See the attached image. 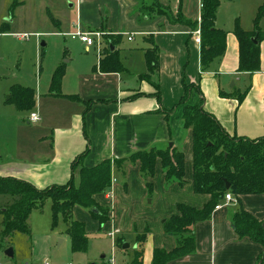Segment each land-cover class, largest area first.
I'll return each instance as SVG.
<instances>
[{
	"label": "crops",
	"instance_id": "obj_1",
	"mask_svg": "<svg viewBox=\"0 0 264 264\" xmlns=\"http://www.w3.org/2000/svg\"><path fill=\"white\" fill-rule=\"evenodd\" d=\"M158 1L173 15L180 14L184 19L198 22L200 20L201 0ZM116 2L124 19L118 29L116 25H107V16H100V26L96 29L88 27L84 30L81 24L80 29L102 31L105 35H118L121 38L120 33H124L129 41L138 36L136 45L129 46L125 53L117 47L120 42L114 46L123 70L101 72L98 66L102 55H97V61L76 72L66 88L61 86L63 90H59L60 95L48 92L47 97L55 100L60 97L62 101L78 105V110L38 112L43 117V124L38 127L42 130L40 135L29 142V146L34 147H23L26 143L16 144L14 147L21 156L32 155V159L1 161L0 177L21 179L43 189L65 184L71 176L72 161L85 152L87 147L88 152L83 155L82 164L90 167L104 159L125 157L138 150L163 148L170 143L182 149L185 144L186 189L191 191L187 198L194 200L196 196L197 203L175 198L159 215L142 213L141 222L137 225L139 220L136 222L135 217H128L127 221L123 217L121 203L127 200L125 191L116 186L117 179L110 190L111 200L105 198V195L96 197L99 205H111L110 221L107 222V228L103 225L106 228L104 230L113 233V238L117 234H126L128 237L132 232L136 248L142 250V264H151L154 250L170 251L177 243L175 237L164 234V217L175 214L178 203H187L200 209L209 198L194 194L192 189L191 130L184 125V109L201 102L203 109L212 114L230 135L250 140L264 138V16L258 22L259 36L262 35L258 42L259 69L248 73L238 70L239 45L232 30L236 21L243 30H254L255 14L251 21L244 22L239 19L240 15L237 18L232 13V19L228 22V16L221 18L219 14L223 2L221 0L214 24L227 32L225 50L222 56L202 68L200 41L195 40L197 31L200 37L198 25L192 31L181 23L183 18L179 22H172L166 16L147 19L141 15L142 0ZM149 3L150 0H147V4ZM250 10L246 5L241 14ZM102 39L105 41L104 35ZM154 45L157 48V67L149 73L147 56L152 53ZM85 48L87 49L86 46ZM145 74H149L147 79L143 78ZM183 83L191 84L194 88L190 89L187 101L180 104ZM47 115L52 117L50 122L56 124L46 125ZM240 206L258 221L264 222V192L242 195ZM80 208L76 206L73 213L81 212ZM238 208L239 204L235 199L229 202L223 200L208 221L195 225L194 252L167 264H264V260L258 263L264 251L263 245L247 237L239 238L232 226V215ZM136 231L147 233L140 245L135 242ZM131 260L124 263L112 260V264H129Z\"/></svg>",
	"mask_w": 264,
	"mask_h": 264
},
{
	"label": "trees",
	"instance_id": "obj_2",
	"mask_svg": "<svg viewBox=\"0 0 264 264\" xmlns=\"http://www.w3.org/2000/svg\"><path fill=\"white\" fill-rule=\"evenodd\" d=\"M221 0H201L200 20L184 19L178 14L185 26L194 31L197 25L200 29V64L204 68L212 60L223 55L226 34L215 26V17ZM141 15L154 18L158 15L170 16L169 10L158 0H150L149 4L141 3ZM264 16V3L258 6L255 16V28L246 31L239 27L236 21L232 30L239 45V67L241 72H254L259 69V43L251 40L256 36L259 42L258 22ZM105 37L107 49L101 53L99 70L101 72H120L123 70L117 55L113 39L120 42L118 35ZM113 38V39H112ZM148 71L157 67V48L154 45L152 53L147 56ZM64 74L63 65H58L51 77L48 92L60 95V84ZM149 74L143 78L147 79ZM191 84L183 83V95L180 104L187 101ZM29 92L26 94V92ZM16 106L20 110H32L35 106V95L29 88H18L12 91ZM28 96V97H27ZM243 94L239 97L241 98ZM157 97L160 99L159 94ZM182 119L184 125L191 130L192 146V189L195 194L208 196L207 202L198 209L185 203H178L177 212L162 222L165 235L176 238V246L166 251L156 249L153 252L151 264H167L168 262L190 255L195 250L194 227L197 223L208 221L217 205L223 202L225 194H231L238 202L239 208L232 215V226L239 238L247 237L264 247V222L258 221L253 215L240 206V197L246 194H261L264 192V138L250 140L227 133L218 120L203 109L202 103L186 107ZM88 152L77 156L71 163V176L62 185H51L43 189L33 184L12 177H0V196H8L9 200L1 211L3 216L1 237L11 233L30 232L28 220L31 212L42 209L47 200L51 201L52 227L56 225L58 216L63 218L66 234L71 240L73 252H85L88 238L82 222L72 218L73 209L78 206L88 210L98 220L100 226L108 221V210H104L96 201L97 196H104L110 190L111 175L123 169L129 163H139L140 171L147 177L146 186L152 188L151 179L157 161L160 162L164 179L167 182L185 183V156L174 147H152L149 150H138L121 158H107L87 167L82 164V157ZM122 166V169H121ZM120 167V169H117ZM228 184V188L226 185ZM97 210L93 213L92 210ZM147 233L135 234V242L140 245ZM123 236H116L115 243L122 248ZM264 260V251L258 263ZM129 264H142V250L135 249V256Z\"/></svg>",
	"mask_w": 264,
	"mask_h": 264
},
{
	"label": "rangeland",
	"instance_id": "obj_3",
	"mask_svg": "<svg viewBox=\"0 0 264 264\" xmlns=\"http://www.w3.org/2000/svg\"><path fill=\"white\" fill-rule=\"evenodd\" d=\"M142 1L147 4V0ZM263 3L264 0H223L219 14L221 18L228 16V22L232 19V13L237 18L240 15L239 19L242 21L249 22L256 13V7ZM246 5L251 10L241 14ZM118 7L116 0H0V162L32 159V155L21 156L14 147L23 143H26L23 147H34V145L29 146V142L31 139L36 140L35 137H38L42 131L38 128L43 124V117L38 113L41 110L42 112L78 110V105L62 101L60 97L56 100L47 97L51 77L56 67L63 65L64 74L59 88L61 91L67 87L69 80L75 77L76 72L97 61L98 46L94 45L86 49L79 40L72 39L70 33L77 24L79 26L81 24L84 30L88 27L98 28L100 16H107V25H116L118 29L124 23ZM168 17L172 22L179 20L178 15L172 13ZM120 34L122 38L119 44L117 39L112 38V41L118 44L117 47L121 52L125 53L129 46L136 45L139 37L135 36L133 41H129L127 34ZM103 35L108 36L104 33ZM42 41L45 43L44 46H40ZM100 44V51L107 49L108 44L102 37ZM124 56L122 53V57ZM18 88H29L33 91L36 103L32 110H20L16 106L12 91ZM28 93L27 91L26 94ZM30 112H37L39 120L29 122L27 117ZM51 119L52 117L47 115L45 124H56L50 122ZM187 146L189 149V144ZM180 150L185 155V144ZM161 173L160 162L157 161L151 179V189L146 186L148 179L140 171L138 162L127 164L123 172L118 170L112 173L110 186L113 187L117 179L116 186L126 194L127 202L121 203L126 221L128 217H135L136 222L139 220L136 223L139 225L142 213L159 215L175 198L197 203L196 196L194 200L187 198L191 191L186 189L188 182L185 177V183L180 185L174 181L167 182ZM99 197L101 198L102 195ZM8 200V196H0V233L3 220L1 211ZM100 206L108 210L109 216L111 205L101 203ZM80 210L81 212H74L72 218L85 226L88 238L85 252L72 251L71 240L65 232L66 226L61 216H58L56 225L52 227L51 201L47 200L42 209L31 212L28 234L14 232L5 238L0 234V264H42L44 261L49 264H100L101 262L112 264V260L124 263L134 258L136 248H134L132 232L128 237L126 234L116 235L123 236L124 242L129 244L127 249H123L116 245V237H110V231L104 230L110 217L104 228L88 210L84 208ZM137 233L141 232L136 231L135 234ZM8 248L12 249V257L5 255Z\"/></svg>",
	"mask_w": 264,
	"mask_h": 264
},
{
	"label": "built area",
	"instance_id": "obj_4",
	"mask_svg": "<svg viewBox=\"0 0 264 264\" xmlns=\"http://www.w3.org/2000/svg\"><path fill=\"white\" fill-rule=\"evenodd\" d=\"M196 34H197V37L195 38V40L196 41H200L199 31H197ZM70 36H71L72 39H78L80 42L85 44L87 49L90 46L97 45L98 46V50H99L98 56L101 54V51H100V45H101L100 44V40H101V37L103 36L102 32H99V31H83V30L80 29V26L77 24L76 28H75V31L70 33ZM128 39H130V38H128ZM27 120L29 122H36V121L39 120V117H38V115L35 112H31L29 114ZM105 198L111 200L112 199V193L110 191L105 193ZM233 199H234V197L231 194H229V193L225 194V196H224V201L225 202H229V201H231ZM218 207H219V205H217L215 208H218ZM110 236L112 237L113 233H110ZM42 264H49V263L47 261H44Z\"/></svg>",
	"mask_w": 264,
	"mask_h": 264
},
{
	"label": "water",
	"instance_id": "obj_5",
	"mask_svg": "<svg viewBox=\"0 0 264 264\" xmlns=\"http://www.w3.org/2000/svg\"><path fill=\"white\" fill-rule=\"evenodd\" d=\"M69 6H72V4H69ZM8 20H10V19L8 18ZM251 40H252V42H253L254 44H257V43H258L256 37H252ZM44 45H45V43L42 41V42L40 43V46H44ZM110 50L113 51V50H114V46H111V47H110ZM171 145H172V144L170 143L169 146H171ZM226 188H228V184L226 185ZM3 210H4V209H3ZM92 212H93V213H97V210L93 209ZM59 242H61V240H60ZM128 247H129V244L126 243V242H124L123 245H122V248H123V249H127ZM134 248H136V245H134ZM5 255L8 256V257H12V256H13L12 249H11V248H8V249L5 251Z\"/></svg>",
	"mask_w": 264,
	"mask_h": 264
}]
</instances>
